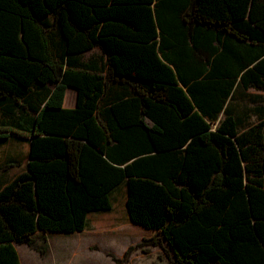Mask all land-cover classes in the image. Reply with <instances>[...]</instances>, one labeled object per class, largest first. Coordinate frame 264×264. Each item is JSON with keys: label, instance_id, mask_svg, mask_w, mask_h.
Listing matches in <instances>:
<instances>
[{"label": "trees", "instance_id": "16d2710c", "mask_svg": "<svg viewBox=\"0 0 264 264\" xmlns=\"http://www.w3.org/2000/svg\"><path fill=\"white\" fill-rule=\"evenodd\" d=\"M261 74L264 0H0V132L29 145L0 188V264L119 188L174 264H264V127L230 113Z\"/></svg>", "mask_w": 264, "mask_h": 264}, {"label": "rangeland", "instance_id": "374dc122", "mask_svg": "<svg viewBox=\"0 0 264 264\" xmlns=\"http://www.w3.org/2000/svg\"><path fill=\"white\" fill-rule=\"evenodd\" d=\"M16 147L18 149L13 148L12 151L24 155L25 145L19 143ZM7 149V146L0 147V161ZM27 149L26 143V157ZM22 164L14 165L17 167L13 166L2 178L17 174L23 169ZM2 165L0 163V167ZM112 205L111 211L91 216L84 232H37L33 246L15 244L21 264H165V244L154 245L144 241L154 237V233L126 220L122 188L114 192Z\"/></svg>", "mask_w": 264, "mask_h": 264}, {"label": "crops", "instance_id": "0c3cea01", "mask_svg": "<svg viewBox=\"0 0 264 264\" xmlns=\"http://www.w3.org/2000/svg\"><path fill=\"white\" fill-rule=\"evenodd\" d=\"M101 55L103 56V60H101ZM105 57H106L105 52H103L100 47H95L93 49H90L84 52V54L81 57V60L82 62H87L88 64L90 63L89 66L86 67L87 71L95 70V71L101 72L102 75L106 76L108 66L105 63ZM261 76L264 79V74H261ZM238 82H239V77L236 79V83L230 93V95L231 94L233 95L231 99V104H230V113L233 116L237 117V120L239 122L246 121V124H249V125L261 122L263 123V127H264V80L261 82V84L259 83V85H247V86H245L242 82H239L238 86H236ZM116 84L117 83L115 82H112V83L109 82L108 91H109L110 86L116 85ZM122 89H123V86L121 85V90ZM76 99H77V88L74 86H67L64 92L62 107L66 109L74 108L76 105ZM223 116L224 115H223V110H222L220 112L219 119L222 118ZM0 135L6 136L5 138L0 139V147L7 146L9 149V150L7 149L3 151L4 152L3 159L2 161H0V163H3L2 167H0L1 168L0 169V188H1L6 182L11 180L16 174L9 178L6 176L2 178V175L3 174L6 175V172H8L9 169L20 166L21 163L25 164L26 162V143L28 144V142L26 141V136H23V135H17V134H13L11 132H6V131L0 132ZM19 143H23L25 145L24 155H22L21 152L19 153V151H16V152L12 151L13 148H15L16 150L18 149L16 145ZM28 149H29V145H28ZM14 165H17V166H14ZM124 210H125L124 214H125V217L128 223L136 225L129 220L127 212H126V208ZM109 211L89 213L87 216L85 229L82 231H76V232H72L68 234L84 232L89 225L91 216L103 214ZM148 231H151L155 234V231L153 230L148 229ZM164 258L166 261L165 264H174L170 256H168L167 254L164 255ZM162 260L164 259L162 258Z\"/></svg>", "mask_w": 264, "mask_h": 264}]
</instances>
